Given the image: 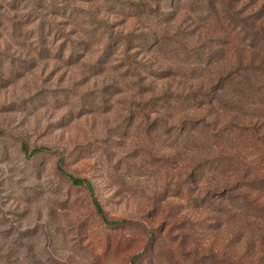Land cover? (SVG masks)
<instances>
[{
  "label": "rangeland",
  "instance_id": "374dc122",
  "mask_svg": "<svg viewBox=\"0 0 264 264\" xmlns=\"http://www.w3.org/2000/svg\"><path fill=\"white\" fill-rule=\"evenodd\" d=\"M263 10L0 0V264H264V108L209 104L259 56L218 14Z\"/></svg>",
  "mask_w": 264,
  "mask_h": 264
},
{
  "label": "trees",
  "instance_id": "16d2710c",
  "mask_svg": "<svg viewBox=\"0 0 264 264\" xmlns=\"http://www.w3.org/2000/svg\"><path fill=\"white\" fill-rule=\"evenodd\" d=\"M219 18L224 21L229 22H238V27H242L243 37L239 39L240 46H245L249 51L253 50L258 53V57H254L252 60L245 61V55L243 59H241L239 72L232 77H227L224 80V91L220 96L224 98L226 95L231 97V102L227 103L222 101L220 98L216 96L212 97V100L209 101V104H214L219 102L222 104H229L234 110H241L245 105H255L256 107L264 108V10L262 13H259L257 16H253L252 18L248 16H244L239 18V16H231V13L226 14L224 18L223 16L218 14ZM220 23L219 19L217 20ZM227 27H225L224 23H221L217 32H225ZM240 34V33H239ZM235 43V42H234ZM236 44V43H235ZM246 52V50H243ZM258 58H261L257 61ZM232 125V124H231ZM233 126L238 127L239 124H233ZM227 127H222L218 133V137L222 138L224 135L230 137L229 134H226ZM247 130L248 136L252 137L254 133L261 132V128L257 125H250L245 127ZM264 134V133H263ZM234 138L229 139V143L235 144L237 140L241 139V135H232ZM237 137V138H235ZM243 141V140H242ZM258 151H264V137L261 141L257 142ZM23 149L26 148L25 145H22ZM61 167V166H60ZM251 167V166H249ZM64 173L71 179L74 184H83L86 185L93 197V203L97 209V212L102 216V218L107 221V223H117L110 222L107 220L104 210L94 193L93 185L85 178L75 177L71 174H68L64 171ZM259 189H264V182L262 181ZM240 191H242L245 186L250 191L254 190L256 187L252 184H244L240 185ZM249 191H244L245 195H249ZM237 205V204H236ZM240 205V204H239ZM263 210V207L256 206H244L240 205L237 216L239 218H243L248 211L255 212L258 210Z\"/></svg>",
  "mask_w": 264,
  "mask_h": 264
}]
</instances>
